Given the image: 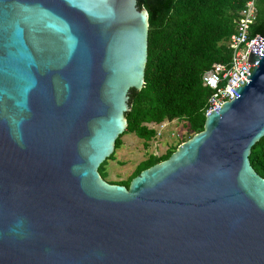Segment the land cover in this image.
Returning <instances> with one entry per match:
<instances>
[{
	"label": "water",
	"instance_id": "95a60500",
	"mask_svg": "<svg viewBox=\"0 0 264 264\" xmlns=\"http://www.w3.org/2000/svg\"><path fill=\"white\" fill-rule=\"evenodd\" d=\"M138 0H0V264H264V40L204 129L129 187L99 173L145 85Z\"/></svg>",
	"mask_w": 264,
	"mask_h": 264
},
{
	"label": "trees",
	"instance_id": "16d2710c",
	"mask_svg": "<svg viewBox=\"0 0 264 264\" xmlns=\"http://www.w3.org/2000/svg\"><path fill=\"white\" fill-rule=\"evenodd\" d=\"M249 0H138L140 9L149 13L148 63L145 85L131 90L128 127L116 142L122 147L125 134H135L145 147L156 139L151 124L184 121L188 133L180 144L203 131L205 111L212 91L202 77L215 64H228L231 50L227 41L235 33V20ZM258 20L251 34L264 36V0L258 1ZM178 144V146L180 145ZM171 147L164 155H150L142 161L127 181L111 184L129 187L146 169L166 161L177 150ZM100 167L107 180L106 166ZM255 171L264 179V137L253 147L250 156Z\"/></svg>",
	"mask_w": 264,
	"mask_h": 264
},
{
	"label": "built area",
	"instance_id": "2783aa9c",
	"mask_svg": "<svg viewBox=\"0 0 264 264\" xmlns=\"http://www.w3.org/2000/svg\"><path fill=\"white\" fill-rule=\"evenodd\" d=\"M258 1L249 0L235 20V33L226 43L231 50L230 62L228 64L218 63L213 65L202 77L204 86L212 91L205 116L225 102H231L235 97L233 88L245 87L249 82L246 78L252 73L248 65L251 47L257 39L264 40L262 35L253 36L251 34L252 28L258 20ZM173 122L151 124L149 128L155 130L157 137H159L161 131Z\"/></svg>",
	"mask_w": 264,
	"mask_h": 264
},
{
	"label": "rangeland",
	"instance_id": "374dc122",
	"mask_svg": "<svg viewBox=\"0 0 264 264\" xmlns=\"http://www.w3.org/2000/svg\"><path fill=\"white\" fill-rule=\"evenodd\" d=\"M188 133L184 121H174L161 131V136L156 137L148 147L143 140L135 134H125L122 137L123 145L115 151V159L107 165V181L123 182L130 179L138 165L150 155L162 156L171 147L178 146Z\"/></svg>",
	"mask_w": 264,
	"mask_h": 264
},
{
	"label": "crops",
	"instance_id": "0c3cea01",
	"mask_svg": "<svg viewBox=\"0 0 264 264\" xmlns=\"http://www.w3.org/2000/svg\"><path fill=\"white\" fill-rule=\"evenodd\" d=\"M108 165V164H107ZM106 168H107V166H106ZM106 171H107V169H106ZM110 183H112V182H110Z\"/></svg>",
	"mask_w": 264,
	"mask_h": 264
}]
</instances>
